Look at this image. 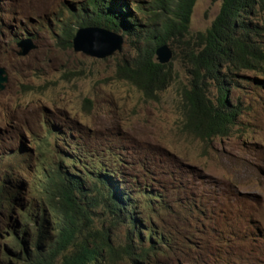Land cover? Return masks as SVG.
Wrapping results in <instances>:
<instances>
[{
	"label": "rangeland",
	"instance_id": "rangeland-1",
	"mask_svg": "<svg viewBox=\"0 0 264 264\" xmlns=\"http://www.w3.org/2000/svg\"><path fill=\"white\" fill-rule=\"evenodd\" d=\"M64 1L0 0V67L7 76L0 91V176L10 166L14 178L30 184L37 165H52L57 148L71 143L94 164L117 171V186L129 190L141 212V241L134 243L150 245L144 231L151 229L156 264H264V92L248 79L264 75L238 73L244 77L228 96L240 113L228 135L202 141L180 128V90L187 84L180 44L166 41L172 80L156 100L144 99L114 75L116 61L132 54L124 38L120 51L102 58L59 41L63 23L74 21ZM150 1L126 0L131 17L148 28ZM134 4L146 11L134 12ZM219 4L195 0L189 36L209 26ZM25 35L35 48L20 56L16 42ZM20 137L28 156L15 165V157H3ZM145 191L156 198L145 201ZM109 220L97 209L93 226L123 244L127 227Z\"/></svg>",
	"mask_w": 264,
	"mask_h": 264
},
{
	"label": "trees",
	"instance_id": "trees-1",
	"mask_svg": "<svg viewBox=\"0 0 264 264\" xmlns=\"http://www.w3.org/2000/svg\"><path fill=\"white\" fill-rule=\"evenodd\" d=\"M73 2L64 1L63 9L75 26L123 33L132 54L116 61L114 75L135 87L144 99L156 100L172 80L170 63H157L154 47L166 41L180 44L187 75V84L180 90V128L202 141L228 135L240 113L228 96L230 88L237 86L236 78L244 77L238 73L251 70L264 75V0H220L209 26L193 37L188 24L195 0H151L149 28L131 17L126 0ZM131 9L146 11L141 4ZM73 24L67 20L58 34L67 47ZM250 80L264 90V80L256 76ZM62 146L57 148L59 160L56 156L52 165H37L30 184L14 178L10 166L2 168L0 264H109L122 258L130 264H148L149 260L156 264L157 259L150 256L156 250L151 229L144 231L150 245L134 243L141 241L136 234L141 212L129 190L117 186V171L94 164L71 143ZM24 147L20 137L18 145H8L3 158L13 156L15 165L21 164L28 156ZM35 149L39 151V146ZM145 193L147 202L157 196ZM97 209L109 216L112 227H127L123 244L114 245L109 232L94 228Z\"/></svg>",
	"mask_w": 264,
	"mask_h": 264
},
{
	"label": "water",
	"instance_id": "water-1",
	"mask_svg": "<svg viewBox=\"0 0 264 264\" xmlns=\"http://www.w3.org/2000/svg\"><path fill=\"white\" fill-rule=\"evenodd\" d=\"M122 43L123 38L119 33L97 26L76 28L70 40L73 51L97 58L108 56L114 51H120ZM16 47L18 48L16 54L23 56L34 49L35 45L27 35L16 42ZM153 54L157 63L166 64L172 56V51L166 43H161L154 47ZM6 80L5 70L0 67V91L4 88Z\"/></svg>",
	"mask_w": 264,
	"mask_h": 264
},
{
	"label": "clouds",
	"instance_id": "clouds-1",
	"mask_svg": "<svg viewBox=\"0 0 264 264\" xmlns=\"http://www.w3.org/2000/svg\"><path fill=\"white\" fill-rule=\"evenodd\" d=\"M125 6V5H124ZM78 27H82V26H75V28H74V31H75V29L76 28H78ZM97 27H100V26H97ZM103 28V27H102ZM106 29V28H105ZM109 30V29H108ZM74 31H73V33H74ZM112 31V30H111ZM114 32H117V33H119L121 36H122V38H124L125 39V36L123 35V33L122 32H119V31H114ZM27 35H25L24 37H26ZM29 36V35H28ZM73 36V35H72ZM24 37H22V38H24ZM72 38V37H71ZM21 39V38H20ZM31 39V38H30ZM71 40V39H70ZM70 46H71V44H70ZM111 55V54H110ZM153 56H154V54H153ZM170 61V60H169ZM249 79H250V77H249ZM251 81V80H250ZM251 83L253 84V86L255 87V88H258V89H260V90H262L263 92H264V90L263 89H261L260 87H258V86H256L252 81H251ZM23 144H24V141H23ZM25 146V145H24ZM25 149H28V147H24ZM29 150V149H28ZM18 152H20V150H18Z\"/></svg>",
	"mask_w": 264,
	"mask_h": 264
}]
</instances>
